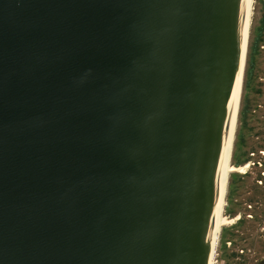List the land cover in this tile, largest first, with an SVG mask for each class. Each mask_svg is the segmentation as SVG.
I'll list each match as a JSON object with an SVG mask.
<instances>
[{"label":"water","instance_id":"water-1","mask_svg":"<svg viewBox=\"0 0 264 264\" xmlns=\"http://www.w3.org/2000/svg\"><path fill=\"white\" fill-rule=\"evenodd\" d=\"M246 0H0V264H207Z\"/></svg>","mask_w":264,"mask_h":264},{"label":"rangeland","instance_id":"rangeland-1","mask_svg":"<svg viewBox=\"0 0 264 264\" xmlns=\"http://www.w3.org/2000/svg\"><path fill=\"white\" fill-rule=\"evenodd\" d=\"M225 217L212 264H264V0H255Z\"/></svg>","mask_w":264,"mask_h":264},{"label":"bare ground","instance_id":"bare-ground-1","mask_svg":"<svg viewBox=\"0 0 264 264\" xmlns=\"http://www.w3.org/2000/svg\"><path fill=\"white\" fill-rule=\"evenodd\" d=\"M255 0H246L243 20L240 33V41L238 46V62L234 81L231 87L230 95V107L228 112V122L226 125L224 135V162L221 176V182L218 192V205L215 215L213 238L210 246V250L207 257V264L213 263V258L216 254V250L219 243V237L223 226L232 224L236 219L229 220L225 217V207L227 205L226 196L229 183V175L238 169H235L231 160L233 155V147L235 135L237 131L238 116L241 106L244 68L246 63V57L248 53V45L250 39V26L254 11Z\"/></svg>","mask_w":264,"mask_h":264}]
</instances>
